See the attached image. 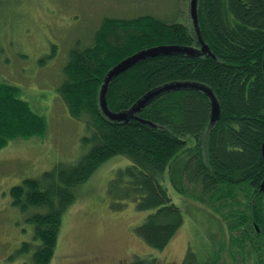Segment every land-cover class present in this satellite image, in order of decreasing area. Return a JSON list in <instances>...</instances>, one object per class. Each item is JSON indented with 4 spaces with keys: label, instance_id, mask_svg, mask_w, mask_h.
Returning <instances> with one entry per match:
<instances>
[{
    "label": "trees",
    "instance_id": "trees-1",
    "mask_svg": "<svg viewBox=\"0 0 264 264\" xmlns=\"http://www.w3.org/2000/svg\"><path fill=\"white\" fill-rule=\"evenodd\" d=\"M196 28L206 53L200 52L195 30L192 37L187 26L152 15L105 18L90 45L69 52L56 92L72 117L84 121L81 142L87 151L73 164L58 163L10 188L11 204L30 213L27 221L34 226V242L18 250L31 254L29 264H51L65 211L79 187L114 156L130 164L116 171L107 197L115 210L133 203L137 211L149 212L134 229L148 247L163 251L184 223L164 186L169 180L179 196L220 216L219 229L229 231L232 264H264V0H197ZM159 45L191 47L197 53L146 58L113 77L107 109L129 115L126 122L109 120L99 104L108 72L125 58ZM3 80L0 149L10 141L43 138L46 119L21 98L20 88ZM176 82L211 91L220 108L214 124L211 97L188 86L161 91L138 113L131 112L144 96ZM206 131L205 155L200 142ZM212 246L216 241L206 249L210 253L201 255L189 246L180 264L212 263ZM224 246L214 251L217 257Z\"/></svg>",
    "mask_w": 264,
    "mask_h": 264
},
{
    "label": "rangeland",
    "instance_id": "rangeland-1",
    "mask_svg": "<svg viewBox=\"0 0 264 264\" xmlns=\"http://www.w3.org/2000/svg\"><path fill=\"white\" fill-rule=\"evenodd\" d=\"M140 15L185 25L195 37L190 0H0V78L20 88L21 98L47 121L43 138L10 141L0 149V264H29L31 254L18 250L23 243L34 242V226L27 221L30 213L22 214L11 204L10 188L40 177L58 163L73 164L87 151L81 142L84 121L72 117L56 92L69 52L90 45L105 18ZM207 138L208 131L200 142L205 155ZM129 164L123 156H114L79 187L63 215L51 264H151L152 260L180 264L189 246L201 255L210 253L206 249L215 241L210 264L233 263L227 247L229 231L219 229L220 216L188 196H179L169 180L164 186L184 216L180 231L163 251L137 237L134 229L149 212L137 211L133 203L115 210L107 197L116 171ZM222 243L217 257L214 251Z\"/></svg>",
    "mask_w": 264,
    "mask_h": 264
},
{
    "label": "water",
    "instance_id": "water-1",
    "mask_svg": "<svg viewBox=\"0 0 264 264\" xmlns=\"http://www.w3.org/2000/svg\"><path fill=\"white\" fill-rule=\"evenodd\" d=\"M190 15L193 20V24L195 26V32L197 34V38L201 40L200 34L197 31L196 28V19H197V0H190ZM202 50L204 53L207 52L208 47L207 45H204L202 47ZM195 51L188 47H180L176 45H159L154 46L145 50H142L132 56H129L122 60L120 63H118L114 68H112L106 78L105 82L102 86V89L99 93V104L100 108L103 112V114L111 121H123L126 122L128 120V112H120V113H113L107 109L106 104V95L108 92V83L112 80L113 77L117 76L118 74L126 71L127 69L134 66L137 62L144 60L146 58L156 57L158 55H171V54H186V55H193ZM187 84L182 83H176V84H168L162 87L161 89H158L154 92H151L144 96L132 109L131 112L138 113L141 108H143L144 104L149 101L152 97H154L156 94L160 93L161 91H170L175 89H180L181 87H186ZM190 86L194 88L202 89V86H198L195 84H191ZM212 120L210 121V125L214 124L215 121L219 117V109H218V103L217 101L212 98ZM262 157L264 159V143L262 145ZM261 191L264 190V178L262 181V184L260 186Z\"/></svg>",
    "mask_w": 264,
    "mask_h": 264
},
{
    "label": "bare ground",
    "instance_id": "bare-ground-1",
    "mask_svg": "<svg viewBox=\"0 0 264 264\" xmlns=\"http://www.w3.org/2000/svg\"><path fill=\"white\" fill-rule=\"evenodd\" d=\"M180 23H181V22H180ZM200 41H201V43H202L203 46H204V43H203L202 39H201ZM203 46H202V47H203ZM202 47H201L200 52H201V53H204L203 50H202ZM188 48H191V47H188ZM191 49H193V50L195 51V52L193 53V55H195V54L197 53V51H196L194 48H191ZM176 83H182V82H176ZM176 83H170V84H176ZM182 84H187L186 87L188 86V87L194 88V87L190 86L192 83H191V84H190V83H182ZM167 85H168V84H167ZM195 85H198V84H195ZM198 86H202V85H198ZM181 88H184V87H181ZM195 89H199V88H195ZM199 90H203L204 92H206V93L211 97V100H212V98L215 99V97L212 95L211 91H210L208 88L202 86V89H199ZM215 100H216V99H215ZM216 101H217V100H216ZM217 103H218V101H217ZM218 109H220V108H219V104H218ZM210 119L212 120V102H211V117H210Z\"/></svg>",
    "mask_w": 264,
    "mask_h": 264
}]
</instances>
